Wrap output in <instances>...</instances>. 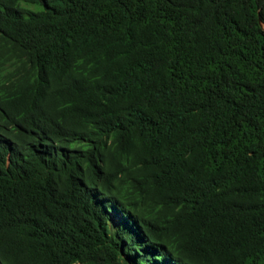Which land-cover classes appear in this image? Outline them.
I'll return each mask as SVG.
<instances>
[{"label":"trees","instance_id":"1","mask_svg":"<svg viewBox=\"0 0 264 264\" xmlns=\"http://www.w3.org/2000/svg\"><path fill=\"white\" fill-rule=\"evenodd\" d=\"M0 264H264V0H0Z\"/></svg>","mask_w":264,"mask_h":264}]
</instances>
